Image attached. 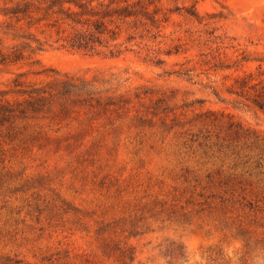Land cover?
Segmentation results:
<instances>
[{
    "label": "rangeland",
    "instance_id": "374dc122",
    "mask_svg": "<svg viewBox=\"0 0 264 264\" xmlns=\"http://www.w3.org/2000/svg\"><path fill=\"white\" fill-rule=\"evenodd\" d=\"M145 1L159 20L121 24L118 56L73 49L46 20L14 27L43 49L0 66V100L17 72H59L117 105L0 127V264H264V111L229 92L264 70V0Z\"/></svg>",
    "mask_w": 264,
    "mask_h": 264
},
{
    "label": "trees",
    "instance_id": "16d2710c",
    "mask_svg": "<svg viewBox=\"0 0 264 264\" xmlns=\"http://www.w3.org/2000/svg\"><path fill=\"white\" fill-rule=\"evenodd\" d=\"M12 5L6 6L1 12L7 18L5 35H12V40L6 44L0 39V66L16 65L31 58L42 50L40 38L33 32L16 34L14 27L32 28L43 20L47 25L56 27L57 33H63V41L73 49L86 52H101L108 49L112 55H120L118 39L121 34V24H130L135 31L141 27L150 29L158 22L156 10H151V3L145 0H9ZM147 29V30H148ZM135 35V33H134ZM134 36L129 35V38ZM23 39L22 41H19ZM39 59H34L38 62ZM228 68L229 66H224ZM48 69L34 71L42 74ZM59 77L47 82H32L26 78L27 72H17L8 90L12 96L0 100V127L7 125L10 131H15L18 120H28L38 117L62 119L74 111V107L89 106L104 112L116 106L112 96H103L108 88H100L94 79H88L69 73L56 72ZM109 81H104L108 83ZM105 85V84H103ZM241 102L252 105L264 111V70L258 74L246 72L236 77L235 86L229 90ZM105 98V99H104ZM42 132H33L29 139L38 140ZM28 137L25 143H28ZM165 255L171 259L184 257L181 251ZM122 258L133 261L134 247H126Z\"/></svg>",
    "mask_w": 264,
    "mask_h": 264
}]
</instances>
